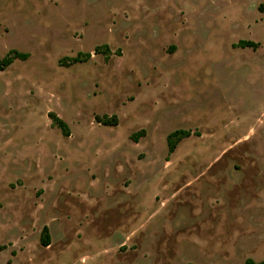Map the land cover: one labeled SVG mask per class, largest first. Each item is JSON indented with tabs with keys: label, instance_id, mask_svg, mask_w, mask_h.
<instances>
[{
	"label": "rangeland",
	"instance_id": "rangeland-1",
	"mask_svg": "<svg viewBox=\"0 0 264 264\" xmlns=\"http://www.w3.org/2000/svg\"><path fill=\"white\" fill-rule=\"evenodd\" d=\"M261 5L0 0V264L262 261Z\"/></svg>",
	"mask_w": 264,
	"mask_h": 264
},
{
	"label": "trees",
	"instance_id": "trees-1",
	"mask_svg": "<svg viewBox=\"0 0 264 264\" xmlns=\"http://www.w3.org/2000/svg\"><path fill=\"white\" fill-rule=\"evenodd\" d=\"M259 10L261 12H264V5H261L259 7ZM236 47H241V48H252V49H257L258 44L252 41H240L238 46ZM104 49V50H103ZM110 49L107 45L98 47L96 49V53H101L103 55H108ZM29 57V54L19 52L17 50H12L10 51L5 57L0 59V70H5L8 67H10L16 60H27ZM91 57L90 54H79L77 57L74 58H64L63 61H61V65H66V66H71L77 63H84L88 61V59ZM68 61V62H67ZM66 63V64H65ZM49 117L55 127H57L63 136L69 137L70 132H69V126L67 125L66 122H64L61 118L56 116L54 113H50ZM96 120L99 123H102L106 126H116L118 125V118L116 116L113 117H97ZM145 134L144 131L139 132L136 134L135 138L141 137ZM191 135L190 131L187 130H176L172 132L168 138V147H169V153L172 154L175 152L177 145L184 140L185 138H188ZM42 245L45 247H48L50 245V235H49V230L47 227L44 228L42 232ZM1 249V248H0ZM244 264H264V259L260 262H256L253 259H248Z\"/></svg>",
	"mask_w": 264,
	"mask_h": 264
}]
</instances>
